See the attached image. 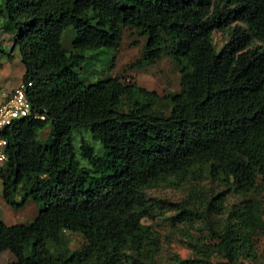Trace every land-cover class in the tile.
I'll use <instances>...</instances> for the list:
<instances>
[{
	"label": "trees",
	"instance_id": "trees-1",
	"mask_svg": "<svg viewBox=\"0 0 264 264\" xmlns=\"http://www.w3.org/2000/svg\"><path fill=\"white\" fill-rule=\"evenodd\" d=\"M1 17L25 67L19 82L33 83L32 113L6 129L2 194L15 208L32 198L39 211L28 222L0 218V252L15 256L0 264H162L161 234L145 221L156 207L148 190L185 183L187 198L159 206L193 211L211 240L189 233L191 255L168 264L258 261L264 0H0ZM124 26L147 38L139 64L166 53L177 61L181 87L166 100L111 73L85 79L87 53L103 50L113 65ZM215 28H228L220 49ZM76 129L98 138L99 152L84 135L77 148ZM228 193L238 197L230 206ZM70 232L85 237L80 248Z\"/></svg>",
	"mask_w": 264,
	"mask_h": 264
},
{
	"label": "rangeland",
	"instance_id": "rangeland-1",
	"mask_svg": "<svg viewBox=\"0 0 264 264\" xmlns=\"http://www.w3.org/2000/svg\"><path fill=\"white\" fill-rule=\"evenodd\" d=\"M3 17L0 18V91L14 87L22 78L25 71L24 64L21 60L20 50L14 45V34L12 30H6L3 27ZM235 22L232 23V25ZM74 37L72 28H67L63 45L65 48H71V41ZM228 28H215L213 30V42L217 49L228 40ZM146 36L140 33V30L124 26L119 48L115 51V59L110 67V54L103 50L87 53L88 61L80 66L84 77L87 81L103 77L109 73L118 75L124 82H137L150 90H155L159 96L166 100V95L171 91L179 90L181 87V72L177 61L168 53L164 54L161 59L154 63L141 65L137 62L143 52L146 42ZM110 58V57H109ZM107 59V61H106ZM50 127L41 131V138L44 140L49 136ZM84 135L89 139L99 152L101 143L98 138L86 130H75L74 142L79 147L81 136ZM195 183V181H193ZM204 189L211 188V181L204 179L199 182ZM3 183L0 179V218L8 224L16 222H28L32 220L39 211V205L32 198L28 199L25 205L20 208L12 207L8 204L2 194ZM191 190L188 183L179 187L160 185L150 188L148 193L152 196L155 204V210L150 217L146 218L147 223H152L160 232L162 237V250L159 258L162 264H168L169 256L179 254L182 257L191 255L192 251L188 243L189 233L194 235H204L207 240H211L209 229L206 227L205 220L200 218L193 211H183L179 205L164 208L159 206L163 199L172 202H181L187 198ZM22 193H18L20 198ZM259 199L260 207L257 210V224L264 225V192L255 195ZM238 201V197L233 193L226 195V204L230 206L233 202ZM194 221H191V219ZM259 228L257 239L259 244L258 261L246 260V264H264V232ZM68 244L71 248H80L85 242V237L78 232H70ZM0 258L3 263H11L15 260L14 254L10 250H2Z\"/></svg>",
	"mask_w": 264,
	"mask_h": 264
},
{
	"label": "built area",
	"instance_id": "built-area-1",
	"mask_svg": "<svg viewBox=\"0 0 264 264\" xmlns=\"http://www.w3.org/2000/svg\"><path fill=\"white\" fill-rule=\"evenodd\" d=\"M32 85L31 80H22L14 87L0 91V163L7 159L6 129L17 118L32 113L33 105L28 94ZM41 117L45 115L41 114Z\"/></svg>",
	"mask_w": 264,
	"mask_h": 264
}]
</instances>
